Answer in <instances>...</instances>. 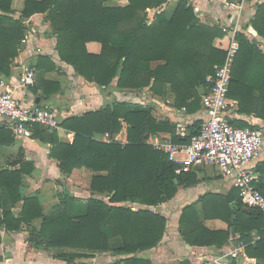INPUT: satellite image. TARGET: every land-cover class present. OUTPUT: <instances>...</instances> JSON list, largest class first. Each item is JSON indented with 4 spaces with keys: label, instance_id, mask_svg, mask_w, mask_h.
Returning <instances> with one entry per match:
<instances>
[{
    "label": "trees",
    "instance_id": "obj_1",
    "mask_svg": "<svg viewBox=\"0 0 264 264\" xmlns=\"http://www.w3.org/2000/svg\"><path fill=\"white\" fill-rule=\"evenodd\" d=\"M15 1L19 4L15 5ZM109 1L113 0H0V76L11 74L25 35L22 20L10 14L19 11L28 18L42 13L57 37L61 60L87 81L108 87L117 79L120 89L150 87L157 95H162L165 85L170 84L176 108L185 107L188 113L199 110L201 88L208 89L207 77L224 62L230 37L220 28L202 23L187 0H178L171 16L161 11L168 0H128L126 7L106 6ZM154 9L158 12L151 19L149 14ZM251 22L264 35V1L258 4ZM237 39L240 50L230 96L240 100V111L245 112L243 95L251 88L252 80L248 76L244 86L239 72L245 67V56L260 51L243 34H238ZM90 42L102 45L100 54L88 51ZM49 58L43 56L41 60ZM122 121L128 126L127 144L96 140L97 134L116 136L123 129ZM61 125L75 134L71 144L61 142L56 132L51 134V156L61 173L69 177L81 168L106 172L93 177L90 190L107 194L109 203L98 198L82 201L64 190L59 193V202L45 213L37 196L21 192L24 178L32 173V164L23 161L19 170L0 165V227L10 232L27 230L32 245L45 249L66 248L88 255L114 248L115 253L129 256L116 264H152L142 254L156 247L167 230L166 217L155 208L173 199L180 185H189L190 175H176L177 165L145 139L156 132H170L175 142L189 143L199 133L201 120L189 126V135L182 139L176 135L175 124L157 122L150 108L115 102L110 108L70 117ZM14 143L12 130L1 125L0 147ZM262 182L259 189L264 194ZM225 200L229 224L242 234L247 255L264 260L263 214L248 208L238 190L230 192ZM21 202L22 211L16 217L12 209ZM127 203H138L139 207L134 209ZM191 211L192 206L185 207L180 217V233L188 244H193ZM38 219L41 224L35 226ZM191 231L211 240L197 244L204 246L215 243L223 234L201 225ZM254 233L259 239L252 243ZM225 234L221 241H227L229 232ZM58 257L71 261L76 255Z\"/></svg>",
    "mask_w": 264,
    "mask_h": 264
},
{
    "label": "crops",
    "instance_id": "obj_2",
    "mask_svg": "<svg viewBox=\"0 0 264 264\" xmlns=\"http://www.w3.org/2000/svg\"><path fill=\"white\" fill-rule=\"evenodd\" d=\"M187 1L202 23L221 29L222 25H233L235 22L236 15L228 8L227 0ZM263 1L248 0L240 23L239 34H243L260 53L245 56L247 60L244 64L245 67L243 66L244 68L239 72L241 79L245 81L244 86H247L248 76L252 80L251 88L246 89L243 95L245 112L240 111V100L231 97L229 93V98L237 102V107L228 112L230 121L233 126L239 128L260 127L264 130V117L262 116L264 115V35L258 33L251 22L258 11V4ZM177 2L178 0H168L161 11H165L168 16L173 15ZM18 4L15 1V5ZM128 4V0H113L107 2L106 6L126 7ZM156 12L158 10H152L149 17L152 19ZM10 16L16 20H22L25 34L28 32V27L34 24L40 30L36 41L27 45L20 43L19 55L13 61L11 74L0 76V82L12 78L18 79L25 65H32L36 68V81L33 86L18 87L13 90L15 97L23 104L52 109L61 124L70 117H81L91 111L110 108L115 102L145 106L151 109V115L157 122L175 124L176 135L182 139L189 135L188 127L196 120H201L202 102L200 109L192 113H188L185 107L176 108L174 106L176 96L170 84L165 85L162 95H157L151 91L150 87L143 90L120 89L117 79L108 87H101L87 81L76 72L73 66L61 60L57 50V37L52 33L51 23L45 14H35L26 18L21 12L16 11ZM29 21L31 23L27 26ZM227 35L230 37L229 34ZM38 49H41V52H38ZM87 49L91 53L100 54L102 45L98 42H90L87 44ZM43 56L50 58L41 60ZM236 57H238V53ZM53 66H55L54 69ZM202 88L203 96L206 89L203 88L204 93H202ZM2 90L3 87L0 85V92ZM230 92H232L231 88ZM122 123V131L116 136H112L119 143L128 141V126L124 121ZM53 132H56L61 142L71 144L70 141L72 139L74 141L75 134L64 127L61 130L47 131L41 126H35L31 138H16L13 135L15 143L12 146L0 147L1 168L19 170L23 161L32 164V173L24 178L21 192L25 196H37L45 213L59 202V193L64 190L69 191L82 201L98 198L109 203L107 194H99L90 190L93 177L99 174L106 175V172L97 173L91 169L81 168L74 171L69 177L61 173L57 160L51 156L53 148L51 134ZM182 132L185 133L184 136L181 135ZM95 138L98 141L106 142L105 134H97ZM148 138L164 142L171 140L178 145L188 144L175 142L170 132H156ZM251 165L261 173L264 186V155L253 161ZM188 175H190V184L180 185L173 199L157 207V211L167 219V230L156 247L142 254V257L149 259L152 264H215L210 263V260L228 256L239 248L242 242V234L237 232L234 226H230L229 215L226 211L225 198L230 192L237 190L232 181L223 177L211 165L196 167ZM193 180L196 182L193 183ZM127 204L136 207L134 209L139 207L138 203ZM22 205L21 202L13 207L12 211L16 217L21 213ZM187 206H192L194 211H191L190 214V241L193 244H188L180 233V217ZM40 224L41 219L34 221L35 226ZM199 224L207 230L223 233L222 238H216V242L208 246L197 245L204 241H211L209 238L197 237V234L191 231L200 229ZM226 232H229L227 241H221ZM28 236L29 232L22 228L18 232H10L1 226L0 264H116L119 260L129 257L115 253L114 248L106 252L88 253V255H83L85 252L82 251L66 248L45 249L32 245ZM258 239L259 235L254 233L252 243ZM242 243L244 247L241 249L239 259L243 264H264V260L260 261L247 255V244ZM65 254L76 255V257L71 261L58 257ZM236 261L233 263L229 260L227 264H241L238 259Z\"/></svg>",
    "mask_w": 264,
    "mask_h": 264
},
{
    "label": "built area",
    "instance_id": "obj_3",
    "mask_svg": "<svg viewBox=\"0 0 264 264\" xmlns=\"http://www.w3.org/2000/svg\"><path fill=\"white\" fill-rule=\"evenodd\" d=\"M248 0L228 1V8L235 13L233 25H222L221 29L230 35L231 44L224 62L217 66L213 75L207 77L209 87L202 96L201 127L198 134L192 136L188 144H175L171 140L146 139V143L164 152L170 161L177 165L176 175L188 174L192 169L202 166H214L219 173L232 181L238 190L242 202L248 207L259 210L264 216V194L259 186L262 177L251 165L260 159L263 153L264 130L260 127L239 128L232 125L230 110L237 102L229 98L233 64L240 49L237 36L241 18ZM29 21L26 25L29 26ZM40 30L34 24L21 40L22 45L36 41ZM41 52V49H38ZM36 68L25 65L18 79L1 80L0 126L11 129L16 138H31L35 126L47 131L61 130V122L50 108L23 104L14 95V88L33 86L36 81ZM74 137V134H72ZM71 135V136H72ZM181 135H185L184 132ZM106 142H116L109 133H105ZM73 143V139L70 141ZM124 142L122 144H127ZM244 244L228 256L211 259L210 263L227 264L228 257L238 259Z\"/></svg>",
    "mask_w": 264,
    "mask_h": 264
},
{
    "label": "water",
    "instance_id": "obj_4",
    "mask_svg": "<svg viewBox=\"0 0 264 264\" xmlns=\"http://www.w3.org/2000/svg\"><path fill=\"white\" fill-rule=\"evenodd\" d=\"M202 93H204V89L202 88ZM229 260H231L233 263H236V259L234 258H231L230 256L228 257Z\"/></svg>",
    "mask_w": 264,
    "mask_h": 264
},
{
    "label": "rangeland",
    "instance_id": "obj_5",
    "mask_svg": "<svg viewBox=\"0 0 264 264\" xmlns=\"http://www.w3.org/2000/svg\"><path fill=\"white\" fill-rule=\"evenodd\" d=\"M128 205V204H127ZM128 206H130V205H128ZM136 208V207H135ZM155 210H157L156 208H155ZM24 236H27V235H24Z\"/></svg>",
    "mask_w": 264,
    "mask_h": 264
}]
</instances>
